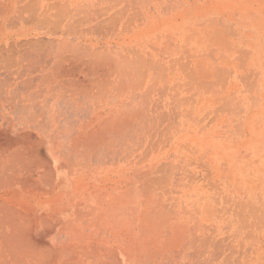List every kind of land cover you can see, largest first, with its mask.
<instances>
[{
	"label": "rangeland",
	"instance_id": "374dc122",
	"mask_svg": "<svg viewBox=\"0 0 264 264\" xmlns=\"http://www.w3.org/2000/svg\"><path fill=\"white\" fill-rule=\"evenodd\" d=\"M59 6L0 16V57L32 85L64 56L85 79L78 98L33 85L40 264H264V0Z\"/></svg>",
	"mask_w": 264,
	"mask_h": 264
},
{
	"label": "bare ground",
	"instance_id": "6f19581e",
	"mask_svg": "<svg viewBox=\"0 0 264 264\" xmlns=\"http://www.w3.org/2000/svg\"><path fill=\"white\" fill-rule=\"evenodd\" d=\"M59 2L60 0H0V16L3 18V22H7L10 13L17 12L20 16H24V12L28 11L30 14L28 15L31 19V16L34 18L39 17L38 19H41L40 17L48 14V11L58 9L60 7ZM232 48H235V46ZM235 49L239 50L238 48ZM58 59L60 60V63H56L58 62L56 59V62H53L56 65L53 64L51 66L50 64V69L45 68V65L41 68L42 74H45L46 76L44 75V78L42 75L40 78L41 75L38 74L40 76H38L39 82H36L37 86L39 83H42L41 79L44 78L42 80L43 83L45 84L46 82L51 87V89L48 90L53 89L54 92V90L60 89L57 93L63 97V90H65V93H67L66 90H75V93L78 94V98L81 93L80 91H82L81 89L85 87V79H81L79 76V66L77 64L68 63V61L72 58H66V56H64V58H61L62 61L60 58ZM29 67L30 65L28 63L22 64L19 60H16L15 62L11 60L7 61L1 59L0 57V108L3 109V111H8V114L4 116L5 118L3 117V121L5 120L4 122H6V125L3 126L2 123H0V186H7L5 183L9 182V187L13 191L11 195L12 197L9 198V200L11 202H15V204L8 205L5 211L2 210L4 214L2 213L3 215L0 216V258L3 257L7 264H33L34 262L40 264V261L38 260H42L44 258L43 252H41V244H43V241L35 232V227L38 223H40V221H42V217L38 216L37 220L34 218V214H32L33 210H31L32 201H30L28 197L30 189L29 186L33 187L31 185V181L33 180L32 174H34L32 171L34 170H32L33 168L31 169V167H34V165L36 167L34 160H31L32 135L30 133V128H32L31 126L34 123L36 125L39 124L34 121L35 118L31 114L32 105L34 104L32 100L36 97L33 93L38 94V96L40 94V92L37 93V91H35V86H33L36 83L32 85V79H35L36 76H33L34 74L31 75V73L36 72L35 69L37 68L35 67L34 69V67H32V72H30ZM45 69L49 71L46 70V73ZM19 85L21 86V89H19ZM41 88L43 87L41 86ZM44 90L45 89H43L42 92ZM48 90L47 92H49ZM77 90H79L80 93ZM51 94L53 95L52 91ZM58 94L56 95L59 96ZM63 97L59 98L63 99ZM57 101L58 100H56V103ZM13 113L15 117L21 115L18 122L13 118ZM1 116H3V114H1L0 111V117ZM105 153L107 154V152ZM78 154L80 155V153ZM81 156L83 157L84 155ZM30 161H33L32 163L34 165H32ZM19 169L22 170L21 174L18 172ZM6 175L9 178L8 180H4ZM33 181L35 182V180ZM32 190L33 189H31V193ZM123 212H121V216ZM126 212L128 213V211ZM115 254L117 253L115 252ZM52 258L54 261L53 264H60V259L62 257L57 254Z\"/></svg>",
	"mask_w": 264,
	"mask_h": 264
}]
</instances>
